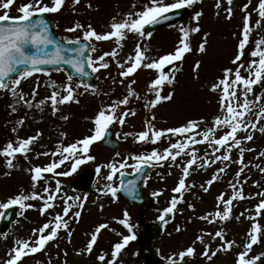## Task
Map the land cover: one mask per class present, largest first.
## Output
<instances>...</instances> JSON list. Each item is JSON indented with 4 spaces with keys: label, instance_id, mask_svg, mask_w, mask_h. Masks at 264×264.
Wrapping results in <instances>:
<instances>
[{
    "label": "snow or ice",
    "instance_id": "1",
    "mask_svg": "<svg viewBox=\"0 0 264 264\" xmlns=\"http://www.w3.org/2000/svg\"><path fill=\"white\" fill-rule=\"evenodd\" d=\"M80 2L81 0H72L73 6L80 4ZM198 2L199 0H172V2L148 0L139 10H135L137 6L133 4V11L123 14L119 19L113 16L109 24L110 30L105 32H98L91 23L85 25L76 22L68 27L66 31L73 33L82 30L83 37L76 36L74 39H67L69 45L79 44V47L67 49L75 55L65 56V45L53 38L48 21L45 19L47 13L60 12L65 0H51V3H46L45 0H25V2L0 0V9L3 10L0 14V90L10 91L14 101L9 105L12 112H17L19 110L18 106H26L28 109H38L43 114L45 108L50 107L52 117L58 116L60 120L67 121L70 116L63 113L64 106L72 103L79 104L80 98L86 94H98L99 90L95 86L83 82H74L72 75H68L63 84L51 81L45 85L51 89V92L36 103H33V100L37 96V89L41 86L39 81H37L30 94H26L21 87V81L32 77L33 73L45 72L46 69L41 65L46 64H68L77 73L88 75L84 66L86 50L90 49L91 52L95 53L97 48L91 43L82 41L106 42L115 40L116 47L111 51H103L95 58L88 56L87 64L95 73L108 70L115 63L119 79L112 77L110 72L109 77L113 85H119L125 89V94L121 97L99 107L95 116L91 118L94 125L90 129L91 134L67 145H64L61 140L54 150L34 152L35 145L43 137L42 131L37 130L33 135L24 138L19 136L17 127L12 128V131L17 135L14 140L10 139L0 147V157L4 158L6 167L10 170L20 166L18 154L22 155L25 161H29L26 171L30 174L31 191L26 192L21 189L18 193L9 197L6 202H0V208L8 209L12 206H19L21 216H24L27 210L36 209L41 216L51 215V218L42 226L33 228L30 237L26 239L16 238L13 246L6 253L7 258L2 261V264H23L26 257L46 251L49 243H54L60 239L61 232L66 234L68 243L72 242L74 232L72 224L80 222L88 196L87 194L83 196L68 195L63 190L61 181L55 179V177L71 176L80 165L87 161H94L96 157L89 154L91 146L108 136L113 124H119L123 127L128 117H134L137 114L134 108L129 107L133 99L146 101L143 107L149 110L155 109L161 103H171L175 100L177 74L182 70L181 64L186 54L193 51L191 36L201 32L199 21L203 12L196 11L192 17L193 21L196 22L195 26H180L181 38L177 46L173 51L158 57L148 55L149 49L137 42L133 49L134 54H128L126 57L121 58L122 42L129 35H135L138 38H144L145 36L151 38L153 33L146 32V25H154L160 20H166L168 19L167 14L172 10H179L186 6L191 7ZM226 3L228 5L225 9L226 18L231 19L234 14L233 0H226ZM250 4L251 0H248V3H245L241 8L245 15L241 33L242 38L239 39L238 43V52L231 60V64L235 67H224L221 76L205 85L211 92L218 95L219 109L217 114L210 121L201 117L199 119H188L179 126L158 128L154 123L156 115L152 112L150 117L144 120V130L137 133L125 132L122 134L123 139L128 140L129 137H132L134 142L153 145H159L163 141H167V146L163 148L153 147L150 152L142 154H129L128 157L120 160L114 159L109 163L98 165L96 168L98 174L103 168L109 169L108 174L104 177L109 183H106L103 188H99L97 191L105 196L110 195L114 200L118 199V192L121 189L129 193H132L134 189L131 182L126 187L122 179L119 188L113 186L112 181L116 174L119 173L121 177L124 175L122 169L134 167L139 172L146 165L180 169L182 174L178 179L177 186L172 189L179 196H173L169 206L165 207L163 213L158 217L160 221L167 224L168 220L165 217L180 211L178 205L185 202L184 193L195 187V184L186 185V179L193 173H198L201 170L207 172L208 168L219 165L215 168L211 177L199 185L204 193H208L215 182L223 180L232 164L239 165L233 180L228 181L229 191L221 192L216 197L215 210L200 216L193 215L189 218L190 220L199 219L210 225L227 223L232 219L239 222L241 217L245 216L247 209H245V212L234 216V202L259 197V202L255 206V215L246 217L252 223L245 236L246 242L242 245V250L237 253L236 264H264V252L251 255L254 245L264 243V228L259 222H256V217H260L262 211H264V190L256 194L244 195V184L250 178L246 175V170L255 167L258 171L264 173V165L259 163L253 165L251 161L246 162L245 160L247 152L256 151L253 147H247L246 142H252L256 132L264 135V38L256 41V46L251 52L253 59L247 63L242 60L251 33L254 29L264 27L261 23V21H264V0H258V16L260 19H257L254 25L250 24L252 16V13L248 11ZM14 5H18L16 7L17 15L11 14ZM87 7L91 8V3ZM215 7L220 9L221 0H217ZM217 15H219V12H217ZM209 35L210 33H204L203 39L196 49L202 55L208 53ZM49 45L54 46L51 52L46 51ZM28 46L34 47L39 54L29 51ZM21 65H30V67L19 68ZM202 65L203 60H196L192 66L193 79L196 81L200 80ZM142 69L155 72L154 78L150 79L146 86L147 93L153 95L152 99H148L147 94L142 97L134 87L137 80L132 77L138 70ZM61 70L59 67L56 69V71ZM13 73L16 75L11 76ZM10 77L9 82L8 78ZM258 86L260 87L259 94H257ZM166 87H170L171 90L165 93L164 89ZM112 91L115 92V88ZM107 94L105 93V95ZM28 95L32 99H28ZM25 119L26 117H21L16 122L18 126L23 127ZM41 119H43V116H41ZM59 135L63 138L67 137L66 132H60ZM116 135L120 137L121 133ZM202 149L203 154L201 155ZM234 151H237V159L235 160L233 159ZM33 152L37 158L51 156L58 157V159H53L43 166L31 165L30 154ZM120 156V152H117L116 157ZM128 159H132L136 163L129 165ZM257 159L264 160V151L258 153ZM66 162H70V168L65 171H57ZM8 174L10 173H5V175ZM48 174H52L51 179L55 180L54 186L49 182L50 177ZM242 176L244 177L243 180L241 179ZM42 181L43 184H41ZM253 183L256 186L260 185L259 181H253ZM160 194L161 192L153 193L154 196ZM57 207L62 210L52 215L50 210L54 211ZM99 207L103 210L104 205L100 204ZM187 207L195 214L196 205L194 203H188ZM0 215H4V213L0 212ZM113 221L123 225L129 234L117 233L121 236V239L113 244L110 253L107 251L97 253L96 264H122L119 259L122 252L131 241L137 238L127 210L123 212V219L113 217ZM109 227V223H100L96 226L94 231L86 234L89 235V239L82 248L75 250V254L77 256H91L94 253V248L98 246V237L101 230L109 229ZM180 230L178 225L176 231L179 232ZM227 236L228 233L224 228H219L214 232L201 229L190 246L166 257L167 264H187L186 257H194L197 254L195 247L197 243L203 245V251L200 252V255L211 264L218 253L241 247L236 240L229 239ZM3 237L7 239L8 233H3ZM206 237L210 239H206ZM217 240H219V243L213 248V243ZM56 247L58 248L59 244H56ZM63 256L65 258L68 256L67 249L63 251ZM48 264H51L50 260ZM62 264H67V259Z\"/></svg>",
    "mask_w": 264,
    "mask_h": 264
},
{
    "label": "rangeland",
    "instance_id": "2",
    "mask_svg": "<svg viewBox=\"0 0 264 264\" xmlns=\"http://www.w3.org/2000/svg\"><path fill=\"white\" fill-rule=\"evenodd\" d=\"M25 2V0H20ZM46 3H51V0H45ZM148 0H81L80 4L73 6L72 0H65V4L62 10L58 13H48L59 34L68 39H74L76 36L83 37V31L69 33L66 31L68 27H71L74 23L79 22L82 24L91 23L98 32H105L110 30L109 24L113 16L117 19L121 18L123 14L133 11V4H136L139 10L143 4ZM166 2H172V0H166ZM91 3L92 7L88 8L87 5ZM217 0H199L198 3L191 7H185L186 17L170 26V30L160 29L157 32L152 31L151 38L145 36L144 38H138L135 35H129V37L123 41V50L121 52V58L126 57L128 54H134L133 49L137 42H140L142 46H146L149 49L148 55L158 57L159 55L166 54L173 51L177 46L181 33L179 32L180 26H195V21L192 17L196 11H202L203 15L199 21L201 32L193 34L192 39L197 37V41L194 39L192 43L193 51L190 54H186L184 61L181 64L182 70L177 74V83L175 85L176 98L171 103H161L155 109L149 110L143 107L146 101L133 99L130 102L129 107L136 110L134 117H128L123 127L119 124H113L111 129L113 131L114 138L121 143L120 152L121 156L116 157L117 151L105 150L99 143H95L90 149L91 155L95 156L94 161H87L79 166L77 171L68 177H55L59 179L63 186V190L68 195H84V191H80L75 187L81 173L85 170L89 171L93 177L92 192L88 196V200L85 202L84 210L82 211V218L80 222L73 223L74 229L72 242L68 243L67 236L64 232H61L60 239L54 243H50L47 247H54L62 252L67 249L68 256L67 264H96V254L100 251L111 252L110 249L113 244L121 239V236L117 233L124 235L129 234L127 229L113 221V217L123 219V210H127L130 216V223L134 225V231L138 235L142 230L146 229L152 222H160L159 216L163 213V209L169 206V202L173 196H179L172 191L178 184V179L181 176V170L175 167L168 168L151 165V170L146 176L144 192L151 195V204L145 209L141 218H137L139 212L138 208L132 206H124V201L118 198L113 199L110 195L105 196L98 192L97 189L103 188L106 183H109L104 179L108 174L109 169L103 168L98 174L96 168L98 165L106 164L111 161L120 160L124 157H128L129 154H142L144 152H150L153 147H166L167 142H162L159 145L142 144L133 141L132 137L128 140L123 139V133L132 132L137 133L144 130V120L150 117L152 112L156 115V121L154 123L158 128L175 127L184 123L188 119H199L201 117L211 120L212 117L217 114L219 109L218 95L211 92L208 87L210 82L214 81L217 77L222 75V69L224 67H235L231 64V60L238 52L239 39L242 38V28L244 23L245 13L241 11L242 6L248 3V0H233V16L231 19L226 18L225 9L228 7L226 0H221V7L217 9L215 7ZM14 5L11 9L12 15H17L16 7ZM0 9V14H2ZM249 12L252 13L250 24L254 25L258 16V0H251L249 5ZM219 12V15H217ZM264 25V21H261ZM177 34L178 39L173 38L170 34ZM204 33H210L208 53L202 55L196 51L199 43L202 41ZM161 40H160V39ZM264 38V27L254 29L250 35V40L246 46L245 55L242 60L247 63L253 59L251 52L256 46L258 39ZM93 46L97 48L95 53L92 52V57L102 54L103 51H111L116 47L115 40L106 42L91 41ZM119 50V49H118ZM196 60H203V65L200 69V80L193 79L192 66ZM178 64L180 62H177ZM167 70V69H166ZM109 72L112 77L119 79L118 69L113 63L108 70H101L95 72L98 77V85L96 88L99 90L97 95L86 94L80 98V103L66 105L63 108V113L70 116L67 121H62L57 117H52L50 114V107H46L43 114L38 109H28L26 106H18L17 112H12L9 107L12 104L13 97L10 91L0 90V147L5 145L8 140H14L17 133L12 131L13 127H17L20 137L26 138L29 135H33L37 130L43 132V137L35 145L34 152L51 151L54 150L59 141H63L64 145L74 142L75 140L82 138L85 134H91L90 129L93 128L91 118L95 116L99 107L102 104L111 103L112 100L121 97L125 94V89L119 85H113ZM242 74H245L242 72ZM246 75V74H245ZM155 72L150 70H138L132 78L137 80V84L134 86L136 90L143 97L147 94L148 99H152L153 95L147 93V84L150 79L154 78ZM67 79V74L64 71L58 72H37L33 73L32 77L27 80L21 81V87L26 94H30L33 87H35L37 81L40 83V87L37 89V96L33 100L36 103L39 99H42L50 94L51 89L45 85L51 81H56L58 84H63ZM75 82V81H74ZM127 83V80H126ZM115 88V92L112 89ZM170 87H166L164 92L170 91ZM260 87H257V94H259ZM105 93H108L105 95ZM28 99H32L30 95ZM251 98V97H250ZM43 116V119H41ZM21 117H26L25 125L23 127L18 126L16 123ZM60 132H66L67 137L63 138L59 134ZM117 133H121L120 137H117ZM247 147H253L255 152H247L245 160L251 161L252 164L264 165V160L257 159L258 153L264 151V135L259 132L255 133V138L252 142H246ZM30 154L31 165H46L53 159L58 157H44L37 158L34 154ZM203 154V149L201 155ZM233 159H237V151L233 152ZM19 167L14 169H8L3 157H0V202H6L7 199L21 189L26 192L31 191L30 174L26 171L29 166V161H25L22 155L18 154ZM136 161L128 159L129 165H134ZM219 166V165H217ZM217 166H213L207 169L193 173L186 179V185L195 184V187L184 193V201L178 205V209L174 215L169 214L170 220L167 224H164V232L161 238L156 239L149 247H142L138 240L131 241L126 249L122 252L120 260L122 264H150L144 263L145 258H141V250H144L147 256L154 255L157 260L154 264H167L166 257L172 253L186 249L192 244L195 236L199 234L200 230L214 232L219 228H224L229 239L236 240L237 244L241 247L234 248L228 252L218 253L213 259L211 264H236L237 253L242 250V245L246 242L245 236L248 232L252 221L247 219L248 216L255 215V206L259 202V197L252 199H245L239 202H234L233 214L239 215L241 212H245V216L241 217L238 222L235 219L230 220L227 223L207 224L199 219L190 220L193 215L200 216L207 212L214 211L216 205V197L221 192L229 191L228 181L233 180L239 165L232 164L227 170L223 180L215 182L208 193H204L200 189L199 185L209 179ZM70 168V162H66L65 165L60 166L57 171H65ZM122 172L132 173L135 171L134 167H128L121 170ZM5 173H10L5 175ZM171 173V175H169ZM50 177L49 182L54 186L55 180L51 179L52 174H48ZM119 173L113 178V186L119 183ZM246 175L250 178L247 183L244 184V195L256 194L264 190V173L258 171L255 167L250 170H246ZM163 177V178H162ZM78 178V179H77ZM243 180L244 177L242 176ZM253 181H259L260 185L256 186ZM43 184V181L41 182ZM154 192H161L160 195L154 196ZM119 202V203H118ZM39 203V202H33ZM115 206V204H117ZM194 203L196 205L195 214L188 209L187 204ZM103 204V210L99 205ZM124 206V208H122ZM19 208V206H17ZM3 209L0 208V212ZM60 207L55 210H50L52 215L55 212H60ZM21 209L19 208V215L15 224L7 232L0 230V264L6 259V253L13 246V242L16 238H28L32 235V229L42 226L45 221L51 218V215L41 216L36 209H30L25 212L24 216L20 215ZM105 215V216H104ZM167 217V216H166ZM256 222H259L264 228V211L260 217H256ZM100 223H109V229L101 230V234L98 237V246L94 248V253L91 256L78 257L75 255V250L82 248L86 241L89 239V235L94 231L95 227ZM180 226V231L177 232V226ZM114 230V231H113ZM3 233H8L7 239L3 237ZM206 239H210L207 238ZM219 243L217 240L213 243V248ZM59 244V247H56ZM197 254L194 257H186L187 264H209V262L200 255L203 251V245L197 243L195 245ZM149 249V250H148ZM264 252V243L253 246L251 255H256ZM145 254V256H146ZM71 259L70 262H68ZM43 264V257L41 254L32 257V255L26 257L23 260V264H37L40 262Z\"/></svg>",
    "mask_w": 264,
    "mask_h": 264
},
{
    "label": "water",
    "instance_id": "3",
    "mask_svg": "<svg viewBox=\"0 0 264 264\" xmlns=\"http://www.w3.org/2000/svg\"><path fill=\"white\" fill-rule=\"evenodd\" d=\"M45 19L48 21V24H49V27H50V32H51V35L53 36V38L56 39L57 41H59L60 43L65 45V49H66V51L64 53L65 56L75 55V53L67 51V49L78 48L79 44H72V45L66 44L62 39L57 37L56 31L54 30V28L52 26L51 20L47 17L46 14H45ZM175 20H176V18L174 17L172 20L159 22V23H156V24L152 25L151 27H155L156 28V26L167 25V24L173 23ZM84 43H86V42H84ZM53 47H54L53 45H49V47H48V49L46 51L51 52ZM28 48H29V51L37 52V50L34 47H32V46H28ZM37 54H39V53L37 52ZM89 54H90V49L86 50V55L84 57L85 71L88 73V75H86V76L83 75V74L77 73L76 70L74 68H72L71 65H68V64H61V65H47L46 64V65H41V67L53 69L54 67L63 66L72 74L73 78L80 79V82H83V83H84V81H88L89 84L93 85L96 82V78L94 77L92 71H90V68H89V66L87 64V57L89 56ZM24 67H30V65H21V66H19V68H24ZM15 75H16L15 73L11 74V76H15ZM10 78H8V80ZM148 170H149L148 166H144L143 170L137 172L135 175H126V174H124L122 176V180L124 181V185L127 187V186H129V182H131V185L134 186V189H133L132 193H129L128 191H125V190L121 189L120 193L131 204H135V205H137V206H139L141 208H143L144 206H146L149 203L148 198L146 196H144L143 193H142L144 174L147 173ZM15 214H16V211H12V213H8V214L4 215L2 223L5 224V226H4L5 228H8L10 226V224L12 223V221H14ZM161 231H162V225L153 224L151 226V228H150V235H151L150 239L155 237V236L160 235Z\"/></svg>",
    "mask_w": 264,
    "mask_h": 264
},
{
    "label": "flooded vegetation",
    "instance_id": "4",
    "mask_svg": "<svg viewBox=\"0 0 264 264\" xmlns=\"http://www.w3.org/2000/svg\"><path fill=\"white\" fill-rule=\"evenodd\" d=\"M50 249H51L50 255L53 257H48V256L45 257L44 258L45 264H48L49 260L51 261V264H62V262L65 260L63 253L59 250L53 252L52 249H54V248H50ZM46 253H48V252H46ZM58 253H59V255H57Z\"/></svg>",
    "mask_w": 264,
    "mask_h": 264
}]
</instances>
